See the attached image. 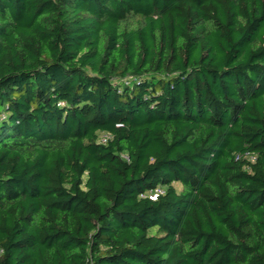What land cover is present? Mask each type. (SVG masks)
I'll list each match as a JSON object with an SVG mask.
<instances>
[{
  "label": "trees",
  "instance_id": "16d2710c",
  "mask_svg": "<svg viewBox=\"0 0 264 264\" xmlns=\"http://www.w3.org/2000/svg\"><path fill=\"white\" fill-rule=\"evenodd\" d=\"M0 264H264V0H0Z\"/></svg>",
  "mask_w": 264,
  "mask_h": 264
},
{
  "label": "built area",
  "instance_id": "2783aa9c",
  "mask_svg": "<svg viewBox=\"0 0 264 264\" xmlns=\"http://www.w3.org/2000/svg\"><path fill=\"white\" fill-rule=\"evenodd\" d=\"M106 141V136H104L102 139H101V142H105Z\"/></svg>",
  "mask_w": 264,
  "mask_h": 264
},
{
  "label": "rangeland",
  "instance_id": "374dc122",
  "mask_svg": "<svg viewBox=\"0 0 264 264\" xmlns=\"http://www.w3.org/2000/svg\"><path fill=\"white\" fill-rule=\"evenodd\" d=\"M175 186H176V188L178 189V190H180V185H178V184H175Z\"/></svg>",
  "mask_w": 264,
  "mask_h": 264
}]
</instances>
